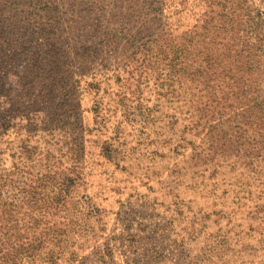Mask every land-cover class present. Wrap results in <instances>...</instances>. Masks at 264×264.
Instances as JSON below:
<instances>
[{"label":"rangeland","instance_id":"rangeland-1","mask_svg":"<svg viewBox=\"0 0 264 264\" xmlns=\"http://www.w3.org/2000/svg\"><path fill=\"white\" fill-rule=\"evenodd\" d=\"M0 264H264V0H0Z\"/></svg>","mask_w":264,"mask_h":264}]
</instances>
